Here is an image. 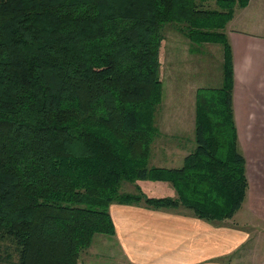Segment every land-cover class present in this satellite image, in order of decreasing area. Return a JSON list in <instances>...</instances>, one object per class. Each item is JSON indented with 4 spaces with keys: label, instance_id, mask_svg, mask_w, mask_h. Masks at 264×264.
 Instances as JSON below:
<instances>
[{
    "label": "trees",
    "instance_id": "obj_1",
    "mask_svg": "<svg viewBox=\"0 0 264 264\" xmlns=\"http://www.w3.org/2000/svg\"><path fill=\"white\" fill-rule=\"evenodd\" d=\"M249 3L0 0V264H80L96 235H116L113 204L236 215L250 184L226 28ZM168 28L192 54L223 49V86L197 91L195 149L174 169L149 166ZM140 181L178 197H147Z\"/></svg>",
    "mask_w": 264,
    "mask_h": 264
},
{
    "label": "crops",
    "instance_id": "obj_2",
    "mask_svg": "<svg viewBox=\"0 0 264 264\" xmlns=\"http://www.w3.org/2000/svg\"><path fill=\"white\" fill-rule=\"evenodd\" d=\"M255 7L257 13L263 15L264 0H251L249 6L242 10L243 13L237 15L232 22L234 25H241L242 29L232 28L233 30L229 32L235 69V122L239 144L242 143L240 150L247 160V165L252 152L259 150V146L251 147L249 144L264 142V17L259 15L256 20L258 33L243 30L248 18V15H243L244 12ZM261 31L263 33H260ZM183 43L189 46L188 42ZM179 109L181 108L177 103V110ZM164 125L172 127L169 122ZM179 134L180 132L171 136L169 133L165 135L177 137ZM177 152L164 149L162 158L164 164L153 167L169 169L182 167L188 154L180 157L179 161L178 158L174 159ZM246 152L249 157H246ZM252 172L254 173L253 169ZM250 174L247 166L250 188L244 205H247L250 216L243 218V215H240L235 218L243 205L231 220L214 224L197 219L190 211L184 209L155 210L144 205L113 204L110 213L116 227V235L106 236L109 241L100 239L97 248L103 245L109 247V252L114 248L112 259L117 258L125 264H224L226 258L240 254L249 247L254 237L251 229L247 227L249 221L254 216L264 217V208L258 202L257 194L252 192ZM142 182L147 184L146 187L154 192V195H162L156 194L158 189L170 184L153 181H140L137 184L140 185ZM263 185L264 183H261L255 191L262 190ZM166 197L176 199L178 194L175 190L166 196L150 198ZM239 218L242 224H234ZM94 250L96 253H91L89 258H92L91 255H99L96 249Z\"/></svg>",
    "mask_w": 264,
    "mask_h": 264
},
{
    "label": "rangeland",
    "instance_id": "obj_3",
    "mask_svg": "<svg viewBox=\"0 0 264 264\" xmlns=\"http://www.w3.org/2000/svg\"><path fill=\"white\" fill-rule=\"evenodd\" d=\"M209 4L211 8H216L214 2H209ZM257 7L251 8L243 14L248 15L247 22L243 27V30L246 32L254 34L259 32L256 29V20L261 14L257 13ZM242 10L237 9L234 18L243 13ZM262 12L263 15L261 16L264 17V7L262 8ZM234 18L226 28L228 36L232 28L242 29L241 25L232 24ZM260 33L263 32L261 31ZM183 42H188V40L178 34L174 29H167L166 42L161 51L160 69V76L163 82V101L155 118L159 133L151 146L150 167L164 164L162 158L164 155L163 150L166 148L174 152L178 151L174 159L178 158L179 161L181 159L180 157L191 153L195 149V92L197 93L199 89H220L224 83L222 47L219 45H206L201 50V53L196 55L190 53L189 46ZM177 103H179L181 108L179 110H177ZM166 122L171 123L172 127L165 126L164 124ZM178 132H180V136L177 137L165 135L169 133L171 136L178 134ZM168 139L170 140L168 141ZM165 145L166 147H163ZM254 145L259 146V150L252 152L251 157H249L248 152L245 155L249 157L247 166L251 171L249 177L252 192L257 194L259 198L258 202L264 208V185L262 190L255 191L256 187L264 183V142L249 144L251 147H254ZM140 185L142 186L143 194L147 197L166 196L171 191H175L170 184H166V186H161L158 189V193H156L162 195H154V192L146 187V183L142 182ZM135 188L136 186L133 184L124 183L122 192L135 193ZM240 215H243V218L250 216L247 205L243 206L235 218ZM236 223L241 225V219L235 220L234 224ZM247 227L251 229L254 235L252 241L249 243V247L240 254L226 258L224 264H264V217L254 216L249 221ZM100 239L107 240L108 238L103 235H96L91 247L82 253L80 264H125V262H121L117 258L112 259L111 255L113 256L115 253L114 248H112L111 252H109V247H103V245H99L97 248ZM94 249H96L101 257L99 255H91L92 258H89L91 253H96Z\"/></svg>",
    "mask_w": 264,
    "mask_h": 264
}]
</instances>
